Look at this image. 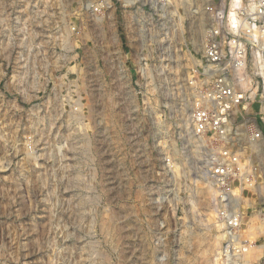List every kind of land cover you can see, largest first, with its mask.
Masks as SVG:
<instances>
[{"label":"clouds","instance_id":"clouds-1","mask_svg":"<svg viewBox=\"0 0 264 264\" xmlns=\"http://www.w3.org/2000/svg\"><path fill=\"white\" fill-rule=\"evenodd\" d=\"M132 3L0 0V170L11 169L0 264H202L224 243L219 264H264L238 206L243 174L216 166L230 159L225 147L264 143V0H161L158 15L181 35L194 26L196 51L213 63L180 96L183 110L153 119L148 135L165 139L147 146L94 51L114 37L117 6ZM65 174L80 187L66 191ZM177 209L184 216L166 215Z\"/></svg>","mask_w":264,"mask_h":264},{"label":"rangeland","instance_id":"rangeland-1","mask_svg":"<svg viewBox=\"0 0 264 264\" xmlns=\"http://www.w3.org/2000/svg\"><path fill=\"white\" fill-rule=\"evenodd\" d=\"M9 2L10 0H3L4 6H7ZM22 6V3H17L16 8ZM9 11L12 12L13 16L18 15L15 9H9ZM165 20L166 29L162 31L153 29L150 40L144 43L139 40L128 42L122 36L119 22L116 25L114 37L106 35L103 42L94 49L101 67L105 69L108 77L116 81L119 92L125 99L124 112L128 113V123L133 127L139 125L138 130L143 136L148 137L145 141L146 146L151 145L154 140L156 143H160L165 139L162 133L159 138L148 135L153 128V119L156 117L162 119L165 113L170 117H175L178 110H183V101L180 96L187 97L198 75L194 72V69L199 64H194L192 61L199 60L201 62L202 59V53L196 51L194 26H190L186 20L182 25L181 35L171 20L167 18ZM166 37H171V39ZM89 43L91 44V41ZM143 50L148 54L145 59L149 67L147 73L138 72L137 70L144 61L141 58L142 55L139 54ZM192 99L198 106V99L195 96ZM124 112L121 113L122 116ZM187 112L188 115H192L194 109L189 108ZM204 135L210 140L215 137L210 133ZM213 155H209L206 160L201 161V165H207L208 168H211L213 165L211 157ZM246 157L248 158L247 155ZM67 159L71 160V156ZM39 163L45 165L43 160ZM261 167L257 170L254 168L247 170L252 175H249L250 180L246 181L248 183H245L243 188L240 187L241 182L239 179L234 181L241 198L238 206L246 214L244 228L249 234L251 242L257 245L264 243V235L260 234V229L264 228V215L260 214L261 210L264 209V203L258 197L256 186L252 182L257 180L255 182L260 183L263 180L262 177H258V175L264 177L263 163ZM68 171H71L70 165ZM205 171L207 172V168ZM10 173L11 169L0 170V177L3 178L0 179V189L11 187L10 182L7 180ZM65 176L71 180V186L66 191H72L80 187L81 179L78 175L68 177L65 174ZM193 178H198L196 173H193ZM0 199H3V197H0ZM254 207L256 209L255 213L253 211ZM185 211L186 209H177L171 213H166V215L172 217L184 216ZM45 223H47V220H45ZM205 248H207V245H205ZM219 258L220 250L216 256L208 255L202 257L201 260L202 264H209L210 260L214 261L215 264H219Z\"/></svg>","mask_w":264,"mask_h":264},{"label":"built area","instance_id":"built-area-1","mask_svg":"<svg viewBox=\"0 0 264 264\" xmlns=\"http://www.w3.org/2000/svg\"><path fill=\"white\" fill-rule=\"evenodd\" d=\"M160 9L161 0H135V3L129 4L127 8H121L118 5L117 14L121 25L120 31L122 32V36H124L128 42L139 40L140 42L144 43L150 40V34L153 29L158 31L165 30L167 27L165 20L166 18L158 15ZM139 54L142 55L141 58H143L144 61L137 70L138 72L141 71L142 73H147L149 72V67L148 62L145 59L148 57V54L145 50L141 51ZM209 63H213V61L204 58L202 55L200 64L197 68L194 69V72L197 73L200 78H202V80L205 78L204 67H207ZM208 75H211V70L209 71ZM196 108H202V106L198 104ZM200 123H204L203 118L200 119ZM193 127H195V125H193ZM205 133H210L213 136L217 135L215 129H208L206 132H204V134ZM232 134L235 135V129H233ZM224 152L228 153L230 159L227 160L224 165L217 164L216 166L223 167L226 172L229 165H234L232 171L235 173L243 174L242 178L244 184L248 183L246 181H249V175H252L247 170H252L253 168L255 170H257L258 168L261 169L262 163L264 164V143H245L243 147L236 145V147L232 150H229L228 147H225ZM246 155L248 156V158L246 157ZM213 156L211 157V162L215 164L216 161L213 159ZM225 172H217L216 175L218 177H222L225 175ZM258 177H262L263 180L260 183H257L255 182L257 180H254L252 184L256 186V193L264 203V177L262 175H258ZM239 180L241 182V179ZM241 213L243 214V218H245L246 214L242 211ZM227 247V243L221 245L219 258L220 260L224 259L223 253L227 249Z\"/></svg>","mask_w":264,"mask_h":264}]
</instances>
